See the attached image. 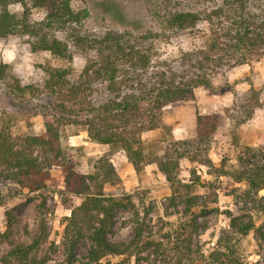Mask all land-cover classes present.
<instances>
[{
	"label": "trees",
	"instance_id": "trees-1",
	"mask_svg": "<svg viewBox=\"0 0 264 264\" xmlns=\"http://www.w3.org/2000/svg\"><path fill=\"white\" fill-rule=\"evenodd\" d=\"M28 2L48 10L47 26L64 25L77 18L67 0H0V40L17 34L35 37L31 42L32 50H46L57 59H69V47L65 42L55 36L44 38L35 33L38 29L30 22ZM143 2L151 27L137 35H105L97 39L94 55L78 79L72 80L70 68L47 70L45 86L53 94L58 93L60 114H69L76 107L83 115L89 140L108 147L88 172L76 171L61 145L60 115L58 126L53 119L44 117L45 131L38 135L27 133L15 137L7 127L0 126V206L4 200V180L26 193L39 192L45 188L49 169L57 163L65 169L64 190L81 199L66 217L62 242L52 248V252L59 249L64 254L67 264L76 261L74 248L82 240L89 242L86 264H101V259L108 255L138 253L144 220H140L130 194L105 190V185L119 181L110 161L117 150L123 151L136 172H141L147 164H154L172 188L183 185L179 177L182 159L199 162L212 168L217 175L243 183L245 201L256 197L264 188V149L240 145L236 133L233 134L234 143L239 147L236 165L230 170L222 168L223 161L219 169L214 166L203 146L208 144L215 130L216 117L196 113L195 137L171 138L169 147L161 154L149 152L142 139L143 132L161 125V111L166 105L192 99L194 89L199 86L222 94L213 81L222 67L249 64L253 57L258 60L264 55V0H194L190 8L170 6L167 0ZM10 3H20L24 7L22 14L10 12L7 9ZM201 23L208 28L203 46L190 49L178 59L155 63L153 48L156 43L192 33ZM7 69V64H0V82L8 77ZM243 80L249 83V88L237 107L245 110L246 117L239 119L237 125L251 119L256 108L261 106L260 92L249 79L239 78L234 84ZM17 88L30 90L31 85L20 87L17 84ZM228 118L236 119V115ZM121 207L132 209L133 237L127 243L110 242L107 235L113 233V211ZM227 215L232 231L239 236L252 231L257 244L263 246L264 222L257 225L248 215L235 216L228 211ZM6 216V231L9 232L14 217L10 212H6ZM246 216L248 219L244 221ZM38 220L39 231L32 242L15 245L6 258L12 255L17 264H46V260L32 255L38 242L47 235L44 219ZM208 258L215 264H246L227 242H218ZM3 262L9 264L8 259ZM55 264L61 263L56 261Z\"/></svg>",
	"mask_w": 264,
	"mask_h": 264
},
{
	"label": "rangeland",
	"instance_id": "rangeland-1",
	"mask_svg": "<svg viewBox=\"0 0 264 264\" xmlns=\"http://www.w3.org/2000/svg\"><path fill=\"white\" fill-rule=\"evenodd\" d=\"M67 1L77 18L64 25L47 26L48 10L32 6L30 2L27 6L30 9V22L38 29L35 33L44 38L55 36L65 42L69 47V59H57L46 50H32L31 42L35 37L17 34L0 40V64L8 65V77L0 82V126L7 127L15 137L27 133L38 135L45 131L44 117L53 119L58 126L60 115L61 145L68 152L73 168L86 173L108 147L89 140L83 115L76 107L69 114H60L58 93L53 94L45 86L47 70L70 68L72 80H76L93 57V46L97 39L105 35H137L151 27V21L146 16L144 0ZM167 1L173 7L190 8L194 0ZM7 9L21 15L24 7L20 3H10ZM207 36L208 28L201 23L192 33L156 43L153 48L155 63L180 58L190 49L203 46ZM258 60L253 57L249 64L222 67L220 74L213 77L219 87L216 90L222 94L199 86L194 89L192 99L166 105L161 111V125L142 133L146 149L161 154L169 147L171 138H194L195 116L201 113L213 119L216 117L215 130L208 144L203 146L206 153L217 169L222 161L223 169L234 168L239 147L234 143L233 134L241 125H237V121L246 117L245 110L237 106L245 92L241 95L234 93L231 97L228 94L230 89L234 91V80L247 78L260 92L261 106L256 108L254 114L258 110L264 111V80L253 68ZM17 84L20 87L31 85V89L20 91ZM222 95L232 98L229 106H223L227 100H216ZM207 99L211 106H208ZM205 107L209 111L206 114L202 111ZM231 114L236 115V119L230 120L228 117ZM226 118L230 120L229 126L225 125ZM250 121L247 120L245 124ZM259 147L264 149V145ZM110 161L119 175V181L114 185H105V190L130 194L145 228L137 255H108L101 259V264H215L208 255L218 242L230 243L234 254L246 264H264V238L261 247L252 231L239 236L231 230L227 215V211L235 216L248 215L257 225L263 223L264 188L258 191L256 197L245 201L243 183H235L226 175H217L212 168L199 162L182 159L179 177L183 185L172 188L154 164H147L141 172H136L121 150L114 152ZM64 173L63 166L58 163L53 165L45 180V188L31 194L4 180V200L0 206V264H4V259H8L9 264H17L12 255L7 258L5 255L17 244L28 245L32 242L39 231L38 219H44L47 235L38 242L32 255L46 260V264H55L56 261L67 264L64 254L59 249L52 252V248L62 242L66 217L80 204L81 199L64 190ZM6 212L14 217L9 232L6 231ZM247 219L244 218V221ZM131 220L132 209H115L113 233L107 235L108 241L127 243L134 233ZM88 246L87 240L77 243L74 248L76 261L73 264L87 263Z\"/></svg>",
	"mask_w": 264,
	"mask_h": 264
},
{
	"label": "crops",
	"instance_id": "crops-1",
	"mask_svg": "<svg viewBox=\"0 0 264 264\" xmlns=\"http://www.w3.org/2000/svg\"><path fill=\"white\" fill-rule=\"evenodd\" d=\"M248 66V65H247ZM253 68L258 71L263 80H264V56L261 60H258L255 62L253 65ZM244 71V70H243ZM249 88V83L245 80L238 82L234 86V91L229 92V96H233L234 93L237 95H241L244 92L247 91ZM227 100L226 103H223V106H229L232 102V98L229 99L228 96L222 95L219 96L218 99L216 100ZM212 100V99H211ZM207 104L208 106H211V103L208 102L207 99ZM217 109V108H216ZM218 108L217 110H219ZM203 113H208V109L202 108ZM201 114V113H199ZM250 123L248 124H241L237 129H236V134L238 136V143L241 145V143L248 144V145H254V146H263L264 145V111H257L254 116L250 119ZM261 120V121H260ZM229 121L228 118L225 119V125L229 126ZM263 121V122H262ZM260 122V123H259ZM262 122V123H261Z\"/></svg>",
	"mask_w": 264,
	"mask_h": 264
}]
</instances>
